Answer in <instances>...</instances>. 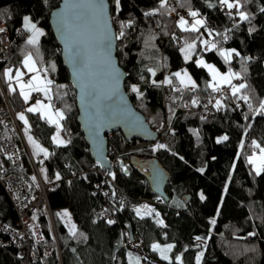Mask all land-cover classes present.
Masks as SVG:
<instances>
[{
	"label": "trees",
	"instance_id": "trees-1",
	"mask_svg": "<svg viewBox=\"0 0 264 264\" xmlns=\"http://www.w3.org/2000/svg\"><path fill=\"white\" fill-rule=\"evenodd\" d=\"M241 2L240 11L248 13V20H241L238 13L229 14L220 0H168L163 9L160 0H120L119 9L115 0H110L117 54L127 73V91L158 131V139L129 140L121 130L108 133L109 157L114 164L108 173L92 159L80 130L75 89L50 25V12L59 0H0V20L11 29L24 28L27 14L44 28L38 45H28L27 39L19 41L6 65H18L31 51L40 66L49 68V78L54 81L52 104L64 111L62 131L70 142L62 145L52 140L56 125L42 118L41 113L28 112L26 118L29 131L49 152L47 174L56 179L59 175L49 197L65 264H137V258L139 264H264V173L256 175L248 163L249 154L255 150L252 141L264 145V114H258L259 103L264 100V0ZM191 11L205 17L199 31L190 27L185 31L177 24ZM121 23L130 26L122 29ZM207 25L216 47L204 49V53L224 68L219 48H235L240 55L233 54L231 66L247 85L241 91L248 92L251 108L239 99L241 92L236 97L222 96L219 101L224 109L217 108L215 117L206 112L205 106L192 104L193 99L213 97L215 91L201 82L203 76L209 77V71L194 59L184 61L181 45L198 39ZM121 30L123 37L118 35ZM185 63L199 79L196 88L182 85L174 76ZM168 78L171 84L166 83ZM60 85L66 87L57 88ZM132 85L138 86L142 96L131 91ZM13 97L17 103L25 101L18 90ZM215 105H211L213 109ZM225 135L228 139L222 140ZM158 144L165 147L154 150ZM153 155L170 170L166 185L169 200L161 195L160 200L156 199L159 194L151 191L144 171L132 160ZM122 192L127 195L123 204L119 200ZM133 198L151 200L154 211L138 215L137 204L129 201ZM58 207L71 209L75 236L56 216ZM11 214V203L0 191V224L12 222ZM37 219L44 241L30 264H59L56 240L44 209H40ZM135 237L141 241L137 246L140 253L130 242ZM153 244L174 245L165 253L169 259H162L160 252L152 249ZM44 246L49 252L42 251ZM200 253L203 255L198 263ZM0 264L26 262L18 248L8 243L0 246Z\"/></svg>",
	"mask_w": 264,
	"mask_h": 264
},
{
	"label": "snow or ice",
	"instance_id": "snow-or-ice-1",
	"mask_svg": "<svg viewBox=\"0 0 264 264\" xmlns=\"http://www.w3.org/2000/svg\"><path fill=\"white\" fill-rule=\"evenodd\" d=\"M115 4L117 9L120 7V0H115ZM220 4L224 7H226L229 10V14H231L232 9H236L237 13L241 20H248L249 16L247 12L240 11V9L243 7V4L241 0H220ZM168 6V0H160V7L167 8ZM66 7L69 10L72 9H87L91 12V20L93 25L95 26V29L99 35V39L97 43L102 46V50H110L111 48V40L112 37L109 34V24L107 19V13H106V5L104 3V0H77V2L71 3L66 5ZM156 11H159L157 9ZM264 11V9H262ZM154 13H146V15H151ZM61 19V28L63 31V35L65 38V47L66 52L68 55L69 62L73 66V73L74 76L78 82V86L80 87L81 91V99L87 101L88 108L93 109L94 111L90 113V119L95 123L97 131L99 130V127L105 122L106 120L110 119L114 114L106 109L102 108V103L105 100H110L112 98V94H106L104 89L107 88H113L118 84V73L115 68H112L106 60H101L93 63L91 56H86L84 52L82 51L83 46L86 43V37L83 32L80 31L78 26L74 22V18L72 15H69L68 13L60 14ZM192 17H197L199 15L196 11H191L189 13ZM205 21L203 19H195L194 22L190 25V30L192 31H199L198 26H203ZM177 24L180 28H182L185 31L189 30V27H186V25L189 24V22L184 18L180 17L177 21ZM24 29L30 33V35L27 38V44L36 46L38 45L39 38L44 35V32L42 29L38 28L36 23L32 22L30 18L25 17L24 18ZM126 26L121 23V28L123 29ZM5 29L0 28V33L4 32ZM212 33L209 32V35ZM119 37H123L125 35L124 31L121 30L119 32ZM203 44L208 45V41H202ZM212 48L216 47V44L213 43L211 45ZM195 48V44L188 45V48L185 50V58L190 59V50ZM102 54V53H101ZM233 54L236 56H239L240 54L236 52L235 49H232L230 52L221 51V55L225 57L226 61L229 57H231ZM197 63L206 68L209 73L212 76V80L215 83H210L208 87L212 88L213 91L219 92L221 91L222 85H228L231 88V94L232 96L236 97L242 89H245L247 87L246 84L241 83L239 85H235L232 83L233 78H242L240 77L239 73H234L229 69V71L225 74H222L219 72V70L211 64L205 63L202 59L197 61ZM23 67L27 69V73H35V75H32L30 79L27 82H24L23 77L27 74L24 71H21L19 68L15 69V76H13V69L8 68L4 70L3 75L6 77L8 81H12L15 79L16 83L20 86V95L24 98L25 102H28V100L31 97L32 92H40L43 93V95L49 100L48 104H45L41 100H37L34 106L28 107L26 109L29 113H41L42 118L48 119L50 123H54L57 128L56 134L52 137L53 142L57 143L58 145L69 143L70 141H65L61 138L60 132L63 130V126L61 125L60 121L65 119L64 111L61 109H54V105L51 103L52 100V92H53V84L54 81L49 79L47 76V73L49 72V68H44L41 70L40 67L37 66L36 60L33 58V55L31 53H28L22 62ZM51 70H55V64L51 65ZM149 72H153L152 69H148ZM100 75H104L108 77L105 81L97 82V77ZM153 75L155 73L153 72ZM174 76L179 79L180 83L182 85H185L187 87V84H185V81L187 80L188 84L191 85L192 88H196L197 85L195 81L192 80V78L188 75L187 71H185L182 75L181 72L174 73ZM153 83H156L153 81ZM166 83L171 84L172 79L168 78L166 80ZM66 86L60 85L57 86V88H64ZM27 89V91H26ZM10 90L15 92V88H11ZM131 91L136 93L137 96H142V93L140 92V89L136 85L131 86ZM179 91V89H177ZM67 95V93H65ZM239 99L244 100L246 103L250 101V97L248 95H241L239 96ZM192 104L196 105L197 100L193 99ZM217 108L221 107L220 101L218 100L215 105ZM249 108L252 107L251 103H248ZM258 114H264V100L260 101L259 107H258ZM19 118L25 123V125L28 124V120L25 117L24 113L19 114ZM27 130V129H26ZM222 140H227L228 137L225 135L221 138ZM29 140L32 141L33 145L38 149V153H43L45 157L49 155V152L46 148L41 147L31 136H29ZM219 142V141H218ZM252 145L255 149L259 150V154L253 153L252 156L248 157V163L253 166V169L256 173V175H260L261 173H264V147H262L259 143L256 141H252ZM165 145L158 144L155 146V149L164 148ZM43 161H41L42 163ZM199 171H203V169H200ZM113 178H115L113 176ZM35 179V178H33ZM57 179H59V175L57 174ZM201 199H204L203 195L201 194ZM147 208L148 206H144ZM137 214H140V209H137ZM154 211L149 209V212ZM60 215V214H58ZM63 216L70 217V214L65 211L63 213ZM108 223H114V221L109 220ZM162 223V221H161ZM212 224H215V220L211 221ZM76 225L72 224L69 228V232L75 236L76 235ZM81 235H83L81 233ZM249 235L254 236L255 233H249ZM197 240L201 239V237H196ZM174 245H167L164 248H161L159 244H153L152 249L154 251H158L161 254L162 259L168 260L169 257L165 254L168 251H170ZM75 251V250H73ZM131 255V254H129ZM203 255V253H200L197 256V261L199 262L200 257ZM177 260H180V257H176ZM137 264H139V258H137ZM182 264V262H181Z\"/></svg>",
	"mask_w": 264,
	"mask_h": 264
},
{
	"label": "built area",
	"instance_id": "built-area-1",
	"mask_svg": "<svg viewBox=\"0 0 264 264\" xmlns=\"http://www.w3.org/2000/svg\"><path fill=\"white\" fill-rule=\"evenodd\" d=\"M231 12L237 13V10L232 9ZM210 23L214 27L212 20ZM0 28L5 29L4 32L0 33V191L6 194L12 209L10 217L12 222L0 224V246L4 247L11 243L18 248L26 264L34 261L44 241L42 225L37 219L40 209H44L53 229L59 264H65L58 238V229L56 228V218L49 197V193L57 187L59 181L56 178H50L47 174V157L43 153L33 152L26 133V129L29 130V122L25 125L19 118L20 113H24L26 117L28 113L26 109L34 106V100L44 99L48 103L49 100L44 98L43 93L33 92V96L28 102L17 103L14 101L13 91L10 90L9 83L3 73L8 66L6 62L15 52L14 47L19 41L27 39L30 33L21 26L11 29L3 20H0ZM30 75L31 73L27 74L25 78H29ZM234 80L232 83L235 85L244 83L242 78H235ZM229 94H231L230 86L222 85L221 91H215L213 97L204 100L199 99L197 104L200 107L205 106L206 112L215 117L217 107L215 106L216 108L213 109L212 106L222 96L225 97ZM240 95L249 96L247 91H241ZM251 102L250 99L248 103ZM220 104L221 107L218 109L223 110L224 104L222 102ZM61 132L66 134L64 131ZM257 151L259 152V150ZM41 161L43 162L41 163ZM92 167L96 168V165L94 164ZM42 168L45 169V174H43ZM160 197L159 194L156 199L160 200ZM119 200L122 204L126 202V193L122 192ZM129 201L131 204L141 203L134 198L129 199ZM147 201L152 202L151 200ZM130 242L136 246L133 250L140 253L137 247L141 245L140 239L135 237ZM42 251L49 252V248L44 246Z\"/></svg>",
	"mask_w": 264,
	"mask_h": 264
},
{
	"label": "water",
	"instance_id": "water-1",
	"mask_svg": "<svg viewBox=\"0 0 264 264\" xmlns=\"http://www.w3.org/2000/svg\"><path fill=\"white\" fill-rule=\"evenodd\" d=\"M77 2V0H59V4L50 12V25L57 42L61 47V56L64 65L68 68L69 77L73 88L75 89V99H77V120L80 125V130L84 134V139L89 145L92 159L100 165V167L111 173L114 169L113 161L109 157V140L108 133L121 130L126 139L138 138L145 141H155L158 138V131L152 127L145 117V114L133 102L132 96L127 91L125 82L127 73L125 68L119 62L117 54V32L114 22L112 21V12L110 11V0H104L106 5V13L109 28V34L112 37L110 50H102L97 41L99 35L91 20V12L87 9H72L69 10L66 5ZM68 13L74 18L75 24L81 32L85 34L86 43L82 51L86 56H91L93 63L106 60L107 63L117 70L118 84L113 88L105 87L106 94L111 93L112 98L105 100L102 103V108L110 110L114 115L103 122L97 131L95 123L90 119V113L94 110L88 108L87 101L81 99V91L78 82L73 73V66L69 62L65 47V38L61 28V15ZM102 53V54H101ZM97 82H103L108 77L100 75ZM137 163L138 167L144 171L150 189L153 193L160 194L164 199L169 200L166 185L170 181V170L158 159L155 155L148 157L145 160L132 158ZM189 196H184L187 200Z\"/></svg>",
	"mask_w": 264,
	"mask_h": 264
},
{
	"label": "rangeland",
	"instance_id": "rangeland-1",
	"mask_svg": "<svg viewBox=\"0 0 264 264\" xmlns=\"http://www.w3.org/2000/svg\"><path fill=\"white\" fill-rule=\"evenodd\" d=\"M25 17L30 18L31 21L34 22V20L32 19V17L29 14H27ZM183 17L189 22V24L186 25V27H190V25L194 22L195 19H203L205 21V17H203V15H201V14L198 15L197 17H192L190 15H185ZM23 25H24V22H23ZM37 27L40 28V29H42V30H44V28L41 25H37ZM198 27L200 28V26H198ZM205 28H206V30H203V29L201 30L200 37L198 39H192V40H190L188 42H185L184 44L181 45V51H183L184 61L189 62L191 59H194L197 62V61H199V60L202 59L205 63L214 65L219 70V72L222 73V74L227 73L229 71V69H231V71L234 72V73H238L236 70H233L232 69V66H231V61L233 60L232 59L233 55L231 57H229L227 61H226L225 57L221 55V51L230 52L232 49H235L234 47H230L228 45H223L222 47L219 48V54H220L221 58L224 59V61L226 63V67H224V68H222L220 66V64L217 63L215 60L209 59L207 57V55L204 53V49L205 50H212L211 45L213 43L216 44V42L214 40H211V38H210L212 36V34H213L212 30L208 27V25ZM209 32H211L212 34L209 35ZM205 40L209 42L208 45H205V44L202 43V41H205ZM193 43L195 44V48L190 50V53H191L190 54V59H186L185 58V50L188 48V45L193 44ZM199 46H202V49L201 50H199ZM29 53H31L33 55V53L31 51H29ZM33 58L36 60V58L34 57V55H33ZM23 60H22V62H23ZM22 62L19 63L18 65H14V64L8 65L6 67V69L12 68L13 69V76H15V69H18V68L21 71H24L25 73H27V69H25L23 67ZM36 62H37V60H36ZM37 66L40 67L41 70L44 69L42 66H40L38 64V62H37ZM185 71H187L188 75L192 78L193 81H195L196 85L200 83L199 82V79L197 78V76L194 74V72H191L190 68L188 67V65L186 63H185V65H183L181 67V69H178L175 72H181L182 75H183V73ZM27 74H30V73H27ZM32 75H35V73H31L30 77ZM25 76L23 77V80H24V82H27L30 79V77L29 78H25ZM47 76L49 78V74L48 73H47ZM234 79L235 78H233L232 82L235 81ZM201 82H203L205 85H209L210 83H215L212 80L211 74L209 75V77H204L203 76V79H202ZM8 83H9V86L11 85V88H15V90L20 91V86H19V84L16 83L15 79H13L12 81H8ZM185 84H187V86H191L190 84H188L187 80L185 81ZM26 91H27V89H26ZM32 96H33V92L31 93V97H30V99L28 101L31 100ZM44 98H46V97L44 96ZM37 100H41V99L34 100V102H33L34 105H35V103H36ZM41 101H43L45 104H48V102H46L44 99H42ZM55 109H57V108L54 106V109L53 110H55ZM60 123H61V121H60ZM56 132H57V129L55 131V134H56ZM26 133H27L28 142L31 145L33 152L38 153V149L33 145L32 141L29 140V136H31L41 147L46 148L45 144L42 143L40 141V139L34 133H32L29 130H26ZM60 136H61L62 139H64L66 141V139H67L66 134L64 135L63 132H60ZM260 145L262 147H264L263 144H260ZM257 150L258 149H255L254 152L256 154H259V152ZM254 152H252L249 155L252 156ZM145 159H146V157H143V160H145ZM42 171H43V174H45V169L44 168H42ZM136 206H137L138 209H140V213H142V214L151 213V212H149V209L153 210V208H154V204L152 202L151 203L148 202L147 200L144 201V202H141L140 204H137ZM144 206H148V207L145 208ZM65 211H67L70 214V217L63 216V213ZM55 214H56L57 217H60V218H62L64 220V222L66 223L67 228H70L72 224H75L76 225L75 218L73 217V214H72V211H71L70 208H68V207H58V209L55 210ZM58 214H60V215H58ZM159 245L161 246V248H164L165 246H167L165 244H159ZM199 262H200V260H199Z\"/></svg>",
	"mask_w": 264,
	"mask_h": 264
}]
</instances>
